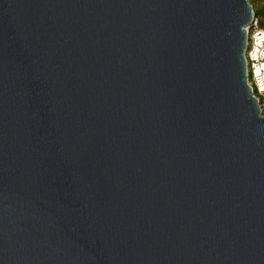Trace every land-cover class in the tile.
<instances>
[{"label": "water", "instance_id": "95a60500", "mask_svg": "<svg viewBox=\"0 0 264 264\" xmlns=\"http://www.w3.org/2000/svg\"><path fill=\"white\" fill-rule=\"evenodd\" d=\"M250 0H0V264H264Z\"/></svg>", "mask_w": 264, "mask_h": 264}, {"label": "built area", "instance_id": "2783aa9c", "mask_svg": "<svg viewBox=\"0 0 264 264\" xmlns=\"http://www.w3.org/2000/svg\"><path fill=\"white\" fill-rule=\"evenodd\" d=\"M247 48L245 57L247 61L248 83L252 88L264 113V28L254 16L252 23L247 26Z\"/></svg>", "mask_w": 264, "mask_h": 264}, {"label": "trees", "instance_id": "16d2710c", "mask_svg": "<svg viewBox=\"0 0 264 264\" xmlns=\"http://www.w3.org/2000/svg\"><path fill=\"white\" fill-rule=\"evenodd\" d=\"M250 2L254 8L255 17L264 28V0H250Z\"/></svg>", "mask_w": 264, "mask_h": 264}, {"label": "rangeland", "instance_id": "374dc122", "mask_svg": "<svg viewBox=\"0 0 264 264\" xmlns=\"http://www.w3.org/2000/svg\"><path fill=\"white\" fill-rule=\"evenodd\" d=\"M263 116H264V113H263Z\"/></svg>", "mask_w": 264, "mask_h": 264}]
</instances>
